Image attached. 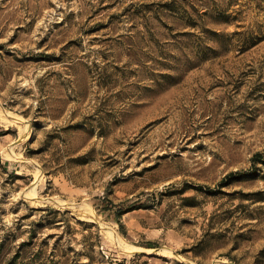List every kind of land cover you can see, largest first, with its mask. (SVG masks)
Returning <instances> with one entry per match:
<instances>
[{
  "label": "rangeland",
  "instance_id": "obj_1",
  "mask_svg": "<svg viewBox=\"0 0 264 264\" xmlns=\"http://www.w3.org/2000/svg\"><path fill=\"white\" fill-rule=\"evenodd\" d=\"M0 264H264V0H0Z\"/></svg>",
  "mask_w": 264,
  "mask_h": 264
},
{
  "label": "trees",
  "instance_id": "obj_2",
  "mask_svg": "<svg viewBox=\"0 0 264 264\" xmlns=\"http://www.w3.org/2000/svg\"><path fill=\"white\" fill-rule=\"evenodd\" d=\"M122 213H124V210H118V211H117L118 220H120V215H121ZM145 244H146V246H148V247H155V246H157V245H154L153 242H148V243H145Z\"/></svg>",
  "mask_w": 264,
  "mask_h": 264
}]
</instances>
